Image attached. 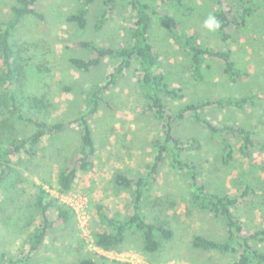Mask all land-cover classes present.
I'll use <instances>...</instances> for the list:
<instances>
[{"label": "rangeland", "instance_id": "1", "mask_svg": "<svg viewBox=\"0 0 264 264\" xmlns=\"http://www.w3.org/2000/svg\"><path fill=\"white\" fill-rule=\"evenodd\" d=\"M15 1L0 0L2 17L10 15ZM244 1L225 0L224 6H241ZM185 4L179 9L176 3L165 4L163 8L175 22L182 21L189 34L197 32L202 45L229 48L248 75L241 82H233L224 73L223 65L209 57L207 62L211 67L206 70L205 79L196 80L191 56L171 37L163 17L157 16L151 29V41L160 51L168 81L185 89L184 101H196L213 94L238 96L256 90L258 99L254 105L243 109L207 108L203 113L216 124L239 123L253 128L257 137L264 140V0L249 3L252 14L245 22L234 25L232 37L227 41H223L217 31L210 32L203 27L204 19L220 8L215 0H185ZM38 8L45 18H27L13 37L15 45L21 46L22 54L42 60V63H37L38 59L25 62L26 83L30 84L28 88L32 94L45 96L47 106L43 112L51 121L73 120L83 108L81 89L105 79L115 70L116 62L107 58L93 71H81L70 64L69 57L87 53L72 45L83 39H94L102 45L125 44L134 14L127 4L119 1L106 26L98 31L96 20L102 8L101 1L92 5L86 29L67 19L79 8L76 0H39ZM135 67L126 71L105 93L98 113L91 120L97 144L95 168L80 172L73 190L62 192L88 199V235L82 230L72 207L55 197L61 194L56 182L58 167L65 164L81 144L78 125L74 122L72 128L55 139L43 141L42 151L46 156L40 160V165L39 160L26 154L20 159L14 158L16 169L0 199V251L19 257L23 244L37 226L34 180L48 189L47 194L59 206L71 211L67 223L55 229L34 256L36 264H72L81 257H91L98 264H139L137 260H141L140 264H228L234 261L230 254L193 247L194 234L225 237V223L209 211L192 208L188 201L190 188L185 180L186 171L175 167L171 156L160 166L145 206L150 218L167 220L175 230L173 239L165 243V249L154 254L144 252L140 235H130L120 250L105 251L90 245L93 231L101 227L100 205L107 207L112 215L125 216L132 204L131 192L115 182L116 171L122 169L131 175H147L148 165L156 155L154 141L162 131L161 122L141 110L146 99ZM167 100L172 105L179 104L171 98ZM6 128L9 127L0 126V134L11 133L5 131ZM25 131L27 127L19 123L12 135L20 137ZM177 132L185 140L191 136L201 139L202 148L188 150L187 157L197 164L201 179L211 191L232 194L244 189L245 185L239 182H252L255 190L252 199L242 202L235 212L247 231L264 228V150L256 148L252 157H246L241 151L242 139L234 138V159L225 163L223 143L208 128L188 118L180 122ZM55 160L57 166L53 165ZM57 215V209L53 210L52 216ZM258 246L264 248V241L258 242Z\"/></svg>", "mask_w": 264, "mask_h": 264}, {"label": "trees", "instance_id": "2", "mask_svg": "<svg viewBox=\"0 0 264 264\" xmlns=\"http://www.w3.org/2000/svg\"><path fill=\"white\" fill-rule=\"evenodd\" d=\"M38 1L16 0L8 17L0 15V126L9 127L5 131L11 132L0 134V199L16 169L14 158L20 159L26 154L33 160H39L40 165V160L46 156L42 151L43 141L55 139L72 128V124L76 122L81 144L68 161L58 167L56 181L62 192L73 190L80 172L93 170L97 163V144L91 120L98 113L105 93L117 84L126 71L136 66L138 81L146 99L141 110L144 114L160 120L162 131L154 141L156 155L148 165L147 175H131L122 169L116 171L115 182L131 192L132 204L125 216L112 215L107 207L99 206L101 227L93 231L95 244L105 250H120L130 235H140L144 252L154 254L165 249V243L173 239L175 230L167 220L150 218L145 206L160 166L171 156L173 165L186 171L185 180L190 188L188 201L192 208L209 211L215 217L222 218L225 223V237L194 234L191 239L193 247L230 254L234 261L228 264H264V248L258 246V242L264 241V228L255 232L247 231L240 215L235 212L242 202L252 199L255 191L252 182H239L242 186L245 185L244 189L232 194L211 191L201 179L202 173L197 164L187 157L188 150L202 148L201 139L191 136L185 140L177 132L181 121L192 118L222 141L225 163L234 159V138L242 139V153L246 157H252L254 149L264 150V140L257 137L253 128L239 123L216 124L203 111L207 108L243 109L247 105H254L258 99L256 90L238 96L213 94L196 101H184L187 92L183 87L168 81V74L163 71L164 63L160 51L151 41L155 17H163L171 37L191 56L193 77L196 80L205 79L206 70L211 67L207 61L211 57L223 65L224 73L231 81H243L248 71L234 58L232 51L229 48L202 45L197 32L189 34L182 21L175 22L163 8V5L169 3H176L178 9L184 8L185 0H76L79 8L71 12L67 19L82 29L88 27L91 7L97 1L102 2L96 20L98 31L106 26L119 1L132 9L134 21L127 28L128 39L123 45H102L94 39H83L72 45L73 48L87 53L84 56L69 57L74 68L88 73L108 58L116 62L115 70L105 79L97 80L89 87L81 89L83 108L73 120L51 121L43 112V108L47 106L45 96L31 93L30 87L28 88L30 84L26 83L27 74L24 72L25 62L38 59L37 63H42V60L34 56L28 58L19 51L21 46L17 47L13 41L16 30L27 18H45V14L38 8ZM215 1L220 8L212 14L222 22L217 32L223 41H227L232 37L234 25L245 22L252 14L253 8L249 3L253 0H245L241 6L230 5L228 8L224 6L225 0ZM167 98L179 104L172 105ZM19 123L24 124L27 131L20 137L13 136L16 124ZM56 162L57 160L54 161V166H57ZM44 164L47 166V163ZM32 184L37 226L23 244L19 257H11L6 251H0V264H36L34 256L43 248L46 239L71 218V211L59 206L42 185L34 180ZM55 209L58 215L53 217L52 211ZM72 264L98 263L91 257H81Z\"/></svg>", "mask_w": 264, "mask_h": 264}, {"label": "built area", "instance_id": "3", "mask_svg": "<svg viewBox=\"0 0 264 264\" xmlns=\"http://www.w3.org/2000/svg\"><path fill=\"white\" fill-rule=\"evenodd\" d=\"M44 189L49 193L47 188L44 187ZM55 197L56 199H59L60 201H63L64 203L72 207V209L75 211L77 215V218H78L80 226L82 227V230L85 232L86 235H88V224H89V214L87 211L88 199L82 196L62 194V191H61V194L58 193L56 194ZM90 245L93 246L95 249L105 250V249L98 247L95 244L93 236H92ZM105 251H111V250H105ZM140 262L141 260H137V263L140 264Z\"/></svg>", "mask_w": 264, "mask_h": 264}, {"label": "clouds", "instance_id": "4", "mask_svg": "<svg viewBox=\"0 0 264 264\" xmlns=\"http://www.w3.org/2000/svg\"><path fill=\"white\" fill-rule=\"evenodd\" d=\"M221 25V20L214 14H209L203 21V27L210 32L218 31Z\"/></svg>", "mask_w": 264, "mask_h": 264}, {"label": "crops", "instance_id": "5", "mask_svg": "<svg viewBox=\"0 0 264 264\" xmlns=\"http://www.w3.org/2000/svg\"><path fill=\"white\" fill-rule=\"evenodd\" d=\"M33 193H34V190H33ZM75 252H77V250Z\"/></svg>", "mask_w": 264, "mask_h": 264}]
</instances>
